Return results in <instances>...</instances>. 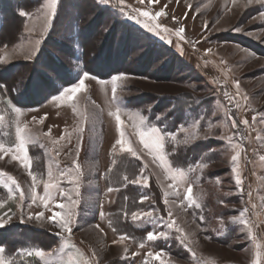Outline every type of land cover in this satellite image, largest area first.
Listing matches in <instances>:
<instances>
[{"label":"rangeland","instance_id":"obj_1","mask_svg":"<svg viewBox=\"0 0 264 264\" xmlns=\"http://www.w3.org/2000/svg\"><path fill=\"white\" fill-rule=\"evenodd\" d=\"M49 2L0 0V115L5 117L0 140H14L17 116L11 107L20 108L19 120L37 137L28 145L32 170L47 181L50 166L52 183L58 185L51 190L55 199L49 208L59 211L54 205L71 203L61 197V189L76 201L71 207L73 231L63 238L56 234L61 230L47 220L52 212L39 200L32 204L29 199L32 181L27 170L5 156L0 160V172L15 178L26 197L21 201L15 192V199H10L7 189L0 186V202L4 203L0 216L6 221L0 227V247L6 250L5 259L14 264H43L34 255H18L22 248H38L45 251L48 264H68L70 260L72 264L85 260L88 264H253L259 251L260 264H264V123H260L264 118V4L255 0H159L155 4L148 0H57L55 15L45 30ZM122 6L129 12L147 10L152 16L163 10L166 15L149 23L160 26L164 39L121 15ZM181 27L182 38L176 35ZM83 72L90 78L77 108L95 112L97 119L94 126L84 123L81 134L77 131L81 117L52 97L77 83V75ZM115 76L121 80L116 82L113 101ZM29 87L32 98L38 100L18 105L16 100ZM182 94L197 101L164 107L166 100ZM157 106L161 113L170 112L183 123L173 130L168 123L167 128L154 125L161 119ZM117 107L125 121V138L137 149L138 157L112 152L118 133L108 112ZM45 114L47 118L39 123ZM245 119L247 127L241 123ZM151 126L160 129L165 138L167 163L163 168L138 143L137 132ZM49 128L50 137L42 135ZM167 141L187 146L203 142L210 149L204 152L205 158L188 167H174L166 153ZM232 145L240 147L233 149ZM236 152L240 153L242 188L236 186L232 172L231 156ZM73 161L80 166L78 176ZM177 170L184 171L186 179L173 181L171 176ZM141 171L148 177L146 187L123 181L125 174L133 179ZM71 180L77 182L69 183ZM189 186L195 203L187 199ZM36 194L43 195V184ZM142 196L148 200L140 203ZM244 209L248 211L243 219L251 226L255 241L244 224L234 222ZM137 210H151L155 227L143 220L133 221L130 213ZM40 211L45 218L28 219L29 214L34 217ZM169 212L175 220L172 229L165 227ZM176 227L183 233L176 232ZM148 231L166 232L167 238L147 241ZM125 234L129 239L113 243ZM149 251L153 257L147 256ZM157 252L159 259L155 258Z\"/></svg>","mask_w":264,"mask_h":264},{"label":"snow or ice","instance_id":"obj_2","mask_svg":"<svg viewBox=\"0 0 264 264\" xmlns=\"http://www.w3.org/2000/svg\"><path fill=\"white\" fill-rule=\"evenodd\" d=\"M179 2V0H177V3ZM248 3H252L253 0H247ZM255 2L257 3H261L264 4V0H255ZM105 3H107V0H105ZM140 3H144V0H140ZM148 3H159V0H148ZM233 3H235V0H233ZM48 7V14L45 15L44 20H45V30H47L48 25L50 24V21L52 19V17H54L55 12H56V8H57V0H50V2L47 5ZM165 7H167V5H165ZM191 7V6H189ZM120 14L125 16L128 19H132L136 24H140L144 29H146L149 32H152L154 35H157L160 39H164V37L160 34L161 33V28L159 25H155L152 26L149 22L154 20L156 17H160L163 15H166V13L162 10L160 12H156L155 16H152L150 14L149 11L147 10H132L131 12L129 11H125L124 6H122L120 8ZM22 16L26 15L25 12L21 11L20 13ZM141 17L144 18V21L142 22ZM261 18L264 19V13H261ZM173 19H175V17H173ZM163 32L167 33L168 29L164 28L162 29ZM184 32V28H179L176 32L177 36H181V33ZM182 38V36H181ZM168 43H171V41H167ZM40 42L37 41V44H39ZM210 51V50H209ZM32 55L35 54V51H33L31 53ZM77 80L78 82L75 83L73 86L70 87H63L62 90L59 92L58 95L52 97L53 101H58L60 103H64V104H68L71 108L72 111L74 113H76L77 115H79L81 117V125L79 126V128L77 129V131L79 133H83L84 131V127L83 124L84 123H89L91 125L94 126L95 120L97 119V115L95 112H91L88 111L87 109H85V111L81 112L78 108H77V103L79 102V100L82 98V96L87 92V85L85 83V81L87 79L90 78V74L87 72H83L77 75ZM121 80V76H115L113 77L112 80V99L113 101L116 100V93H117V81ZM2 87V86H0ZM236 87L237 89H239V82H236ZM225 95H227V93H225ZM11 107V105H10ZM12 112H14L17 116V120L15 121V133H14V140L10 143H5L4 141L0 140V160L4 159L5 156H10L11 160H17L20 162V164L22 165V167H24L27 170V174L29 177H31V185L29 186V190H30V197L29 199L31 200L32 204H36L37 201L39 200L40 204L43 206L44 209H47L49 211L52 212L51 216L47 217V220L50 222H54V226L59 228L61 231L56 233L58 236H61L63 238V234L67 233L69 236L71 235L73 229L70 226L72 224V216L73 213L71 211V207L72 205H74L76 203V201L73 200L72 195L69 191H65V190H60V195L61 197H66L68 201H70V204H65V203H58L56 205H54L55 208H58L59 211L53 210L52 208H49V204L55 199V197L52 195L51 190L54 188H58V185L55 183H52L53 180V173L51 171V167L49 166V171H48V180L45 181L42 177V175L34 172L32 170V159L29 156L28 153V145L32 144L34 142H36L37 137L30 131L28 124L27 123H22L19 120V116L22 115V110L18 107H11ZM108 115L110 117H113L116 123V130L118 133V136L114 142V144L112 145V152L116 153L117 150H119L120 153H130L133 157H138V151L135 147H133V144L130 140L125 138V131L123 130L125 127V121L121 118V109L119 107L116 108L115 111H109ZM47 118V114H45L44 117H41L40 120L38 121L39 123H43L44 119ZM5 117L3 115H0V125L3 124ZM37 118L33 117V121H36ZM253 120H256V117H253ZM241 123L243 125H245L246 127L248 126V121L242 120ZM260 123H264V118H261ZM140 124L144 125L145 124V118L141 117L140 118ZM236 126V122L233 119V127ZM65 132H67V129L65 130ZM50 133H51V128H49L47 133H42V135H44L45 137H50ZM7 135V134H6ZM137 135L139 136V141L138 143L140 145L143 146V149H146L147 152L149 154H151L154 158V160H158L159 161V166L160 167H164L165 164L167 163L166 158H165V153H164V136L161 134V130L151 126V127H147L146 131H138ZM66 137L64 135H62L60 137L61 140L65 139ZM258 139H260V137H257ZM173 139H175L173 137ZM229 143L231 144V137H227ZM53 144L57 143V141H52ZM233 149L235 148H239V145H232ZM80 151V147L79 144L77 145L76 148V154L78 156ZM239 152H236L235 155L231 156V161L234 163V166L232 168V172L235 174L234 178H235V183L237 187H241L242 188V184L243 181L241 179V175H240V171L238 170L239 168ZM261 160H264V157H261ZM113 165L116 164V161L113 160ZM73 164L75 165V172L77 173V176L80 174V166L79 164L76 163V161H73ZM170 169H165V171H169ZM111 171V168L110 170ZM65 173H61V176H64ZM0 176L3 177H7V180L4 179H0V186H3V188L7 189L8 192V197L10 199H15V192L19 193V199L21 201H23L26 197H25V192L23 190H21V186L19 183H17L16 179L9 176L7 173L5 172H0ZM171 179L173 181L176 180H184L186 179V174L184 171L182 170H177L176 172H174L171 176ZM123 181L126 183H130V184H134V185H140L142 187H146L147 186V181H148V177L145 176L143 174V171H141V173L136 176L133 179H129L128 175H124L123 176ZM77 181L75 180H71L69 181V183H76ZM216 183L219 184L220 181L219 179L216 180ZM43 184V195L42 196H37L36 194V189ZM169 187L171 188L172 185H169ZM109 192L113 191L112 188L108 189ZM192 187L189 186L187 188V199L191 202V203H195V201L192 199ZM168 193H164V196L167 197ZM249 195H251V193H249ZM264 199V198H262ZM145 200H148L147 196H142L140 199V203H143ZM165 205L167 206L168 204V200L165 199ZM197 207H199L200 205L197 204ZM4 207V203L0 202V208ZM253 207H255V205H253ZM247 209H244L241 213L240 216L234 219L238 220L241 224H244L247 227L249 236L255 241V236L252 232L251 226L248 224V221L243 219L245 213L247 212ZM125 216L127 217L128 213L127 211H125ZM101 217H104V213L101 211L100 213ZM131 215V219L133 221H138V220H143L147 223H151L153 224V226L155 227L156 224V220L153 217V212L147 211V212H143L140 210L137 211H132L130 213ZM169 216V220L170 222L167 223L165 225L166 228L168 229H172L175 225V220L171 219V212L168 213ZM35 218L36 220H41L43 218H45V213L44 211H40L37 214H35V216L33 217L32 214H29L28 219L31 220ZM10 219V217H9ZM6 223V221L4 220V217L0 216V227H3L4 224ZM97 228H99V225H96ZM176 232L178 233H183V229L176 227ZM158 238H167V233L166 232H156V231H148L146 233V239L147 241H155ZM187 237H185L186 239ZM126 239H129V236L127 234L125 235H121L119 237L118 241H113V243H120ZM141 248L144 247L143 242L140 243L139 245ZM256 248L258 249L260 247L259 243H256ZM5 248L4 247H0V264H14L13 261L11 260H6L4 257V253H5ZM125 251H127V249H125ZM193 256L195 255V253H192ZM18 255L21 256H35L41 259V261L43 262V264H48V262L44 261L45 258V251L43 249H38V248H32V249H24L22 248L20 250V252L18 253ZM148 257H153V253L151 251H149L147 253ZM160 257V253L157 252L155 255L156 259H159ZM21 264H23V261L21 262ZM68 264H72V261L70 260L68 262ZM84 264H88V261L85 260ZM163 264V262H162ZM253 264H260V253L259 251L256 252V259L253 261Z\"/></svg>","mask_w":264,"mask_h":264},{"label":"trees","instance_id":"obj_3","mask_svg":"<svg viewBox=\"0 0 264 264\" xmlns=\"http://www.w3.org/2000/svg\"><path fill=\"white\" fill-rule=\"evenodd\" d=\"M17 67L15 68V70H17ZM32 86H33V83H32ZM30 88L32 90V87H29V90L25 91V93H23V94H25L24 95L25 98H24V96H22V98H19L16 100L18 105L22 106L24 104L34 103L38 100L35 97L32 98L33 96H32V92H31ZM196 101H197L196 97H192V95H190V94H182V95H179L177 97L170 98V100H166L165 101L166 105H164V107L168 106V107L174 108L180 103H191L192 104L193 102H196ZM156 112L160 113L161 119L159 121L153 123V120H155L153 118L155 116H152V118H149L150 122L153 123L154 125H158L160 127H166L167 128V125L165 123H168L169 130H173L179 124L183 123V121L181 120L180 117L177 118L170 112L161 113L162 108H160L158 106H157ZM204 144L205 143H203V142H198L196 144H192L191 146L190 145L187 146L185 144L175 145L173 142L167 141L165 148H166V153H167V155H168V157H169V159H170V161L174 167L186 168L190 165V163L195 162L198 158H201V157L205 158L207 156V153L205 154V156H203V154L206 151V149H210V148L208 146H204ZM198 147H204L203 151L201 153L196 152ZM191 151L195 152L196 155H198V154H202V155H198L197 157H194L190 154ZM123 158H125V157H123ZM133 165H136V164L133 163ZM129 191H131V193L137 192L134 190H129Z\"/></svg>","mask_w":264,"mask_h":264}]
</instances>
